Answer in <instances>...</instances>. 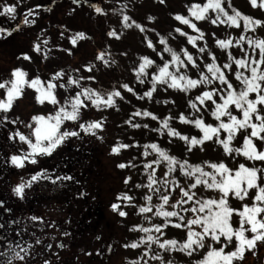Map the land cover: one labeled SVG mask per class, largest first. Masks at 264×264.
I'll return each mask as SVG.
<instances>
[{"label": "snow or ice", "instance_id": "1", "mask_svg": "<svg viewBox=\"0 0 264 264\" xmlns=\"http://www.w3.org/2000/svg\"><path fill=\"white\" fill-rule=\"evenodd\" d=\"M74 2L79 3L80 0H74ZM160 2L163 3L164 0H160ZM223 2L224 0H206L203 4L193 3L186 7H188L190 16L194 17L196 21L207 18L206 13L211 10L216 13L215 18L211 19L213 24L219 22L239 28V21L242 19L245 32L249 29L255 30V25L264 26V22L259 20L253 22L250 17L243 16L238 11H233V14L230 15L223 6ZM250 3L253 7L257 6V0H250ZM90 6L94 7L97 13L103 11L95 5ZM0 7H2L0 15L14 18L15 5L3 4ZM228 7H231L230 0ZM259 7L264 8V0H260ZM148 19L154 18L149 16ZM174 19L200 32L196 23H193L189 16L177 13L174 15ZM130 20L131 17L123 15L122 26L124 28L136 27L140 32H146L142 25L134 20L129 23ZM24 22H29L27 17ZM32 22L34 23V21ZM3 31L4 29H0V32ZM174 33L186 37L188 43L194 47L197 40L202 39L204 35L203 32H200L199 36L194 37L184 32L180 27H176L168 33V36H172ZM107 35L119 39L114 31H109ZM61 38H64V33H61ZM82 38H84L83 32H76L68 37L73 46H76L77 41ZM245 39L246 37L241 35L240 39L236 40V44L241 45V41ZM145 40L147 47L160 57V63L157 64L148 56H142L138 66L133 69L136 72V79L140 83H145V80L151 76L152 90L145 92L144 95L151 97L152 91L158 84L180 89L185 93L196 90L199 94L195 99L189 97L186 101V107L194 109L196 115L189 119L180 113L177 118L183 123L193 124L202 135L199 138L197 136H182L180 132L169 125L171 117L165 118L158 128L150 129L161 135L166 133L169 143H172L175 137L182 139L186 146V155L183 158L171 155L167 150L159 147L156 142L144 145L143 155L145 157L150 156L149 149L156 156L143 165L144 174L148 180L147 185L137 183L135 187L137 189L146 187L151 192V195L145 194L142 197L147 203L138 207L139 213L151 214L145 216V221L151 226L134 225L130 231L138 228L145 233V236L139 238L138 241L125 244L124 247L138 249L141 245H145V251L140 260L132 261L131 264H149L144 257L150 255L153 244L158 245L159 249L165 253L180 251L189 257L203 251L201 258L193 261V264H234L235 261L243 259L246 251L256 249L257 242L264 244V167L258 168L255 164L249 167L245 163L230 167L223 160L201 161L200 164H192L189 162V156L194 146L199 145L203 150L205 142L210 141L221 146L224 153L234 163L238 157L243 156L247 160L259 161L264 164V150H260V145H264V39L255 42L249 39L247 41L249 51H244L241 45V57L237 59L229 52L227 62L222 64L217 63V57L210 50L206 51L208 45L198 49L201 54L198 60L185 48L177 51L167 47V40L163 36L160 37L159 47L147 36H145ZM215 42L221 49L229 48L232 43L231 40L218 38ZM34 50L39 52V45H34ZM62 50L71 53V49ZM22 56L26 60L31 59L26 53ZM209 57H211V61H209ZM94 59L108 64L104 52H100ZM86 67L91 73L94 65L90 63ZM189 73H193L194 78ZM64 75L65 73L61 70L54 73L47 82L42 81L39 76L29 80L27 79L28 74L22 68L16 67L11 70L7 79L0 81V89L5 90L3 95H0V116L3 117L0 119V127L4 126L6 121L12 124L23 123L19 121L18 117L9 121L7 113L13 107V102L24 94L26 87L35 90L34 99L37 103L44 104L47 101L54 106V111L47 116L33 115L31 117V121L26 125L29 129L27 135L19 131L10 134V139L18 136L21 142L28 145V151H22L20 154L10 157L11 163L17 168H23L25 162L36 164L38 156L51 155L69 137L78 136V130H70L68 127L62 129L61 126L65 121L75 122L78 124L79 130L95 135V130L102 127L101 122H82V112L90 110L92 107L110 108L115 106L116 97L123 99L121 91L118 89L114 88L112 91L103 92L91 87H84L81 80L85 78L82 76L69 75L66 82H63ZM95 79L92 75L87 77L89 81H95ZM70 85H76L77 90H74V94L70 93L63 97L61 103L57 99L56 90L60 88L68 91ZM121 88L128 92L133 91L128 84H122ZM250 94H254V98ZM206 114L215 118L213 123L206 122ZM134 115L151 117L153 120L158 119L147 110L136 112ZM222 117L226 119H221ZM33 122L35 123L33 124ZM126 123H131V120ZM75 124L72 126L73 128ZM132 127H141V125L132 124ZM143 127L148 128V125L145 124ZM241 129L247 133L243 136L242 147L231 146L233 138ZM32 137H34V141ZM253 138L257 141L256 143L253 142ZM129 147L131 145L120 144L113 146L111 151L117 153L120 148ZM153 165L160 169H166V171L158 173L157 167H153ZM117 167L121 169L135 168L136 165L129 162L127 165L120 163ZM40 179H49L56 183L73 178L67 175L53 178L48 175L47 170L41 169L31 175L27 183L23 180L18 183L12 191L18 198L23 199L25 189ZM129 180L130 178H126L124 183L127 185ZM209 190L212 191V196L207 195ZM80 195H84V193H80ZM154 198L159 203L153 205L151 202ZM233 198L240 202L238 207H233L230 204ZM117 199H122L128 206H134V198L127 193H121ZM245 201H251V203ZM3 206L4 202L0 200V207ZM111 208L113 211H118L121 217L128 214L120 210L121 206L117 203L111 204ZM5 211L9 210L5 209ZM152 217H162L163 219L160 223H152ZM236 217L239 218L238 226H234L237 224ZM30 219L37 221L41 218L32 216ZM170 225L184 232L182 240L167 238L166 230ZM246 233H251V235H246ZM17 235L22 237L23 234L17 232ZM35 243L40 244V239L37 238ZM22 244L26 246H22ZM29 248L31 245H27L22 239L17 241L14 246L9 243V247L5 251L10 252L11 255L8 260L4 261V264H12L13 261H17L19 264H28L26 257ZM229 248L232 250L228 251ZM150 259L158 261L159 264H165L161 256L151 255ZM43 264H48V261L45 260Z\"/></svg>", "mask_w": 264, "mask_h": 264}, {"label": "rangeland", "instance_id": "2", "mask_svg": "<svg viewBox=\"0 0 264 264\" xmlns=\"http://www.w3.org/2000/svg\"><path fill=\"white\" fill-rule=\"evenodd\" d=\"M34 1V0H31ZM146 2H153L156 3L157 5L165 4L166 6L169 7V11L174 10L172 13V19L174 20V15L177 13H182L185 16H189V18L192 20L193 23H196L197 28L200 30V32H203V38L197 40L196 46L194 47L193 45L189 44L187 41V38L183 36V41L180 43V45L177 43L176 46H180L181 48L187 49V51L194 56L196 59H200L201 54L199 53L198 49L200 47H204L205 45H208V48H206V51L210 50L216 57H217V63H225L227 62V57L228 53L231 52L232 56L235 58H240L241 57V45L243 47V50H246L248 45V40L251 39L253 42L256 40L264 39V26L261 25H255V30L249 29V31L245 32L243 29H239L237 27L232 30L230 37H233V39H230L232 41L231 45L227 49H221L219 45L216 44V39H224L228 40V36L225 34L229 32V29L227 28L230 26L226 24H221L217 22L216 24H213L211 22L212 18H215L216 13L212 12L209 10L208 13H206L205 19L195 21L193 20L194 17H191L189 12H188V7L193 3H198V4H203L206 2V0H164L163 3L160 2V0H140V5ZM227 2L229 0H224L223 6L226 8L229 14H231L229 7L227 6ZM259 2L260 0H257V6L253 7L250 3V0H230L231 4V10L232 11H238L243 16H248L244 12H250L252 13L259 12V17H254L252 21H262L264 22V8L259 7ZM27 5H30V2L27 3ZM168 8L166 7L165 12H167ZM242 11V12H241ZM244 11V12H243ZM246 14V15H244ZM38 15V14H37ZM249 17V16H248ZM251 18V17H250ZM195 19V18H194ZM29 22L34 21L37 23L38 21V16L34 18H28ZM242 22L243 20L240 19ZM239 21V22H240ZM176 22L175 24L180 27L184 28L185 31L194 37L199 36L200 32L195 31L194 29L190 28L187 25L181 24L179 21L174 20ZM122 23L116 21L114 26H121ZM243 27V25H242ZM7 28H10V25L7 26ZM56 28V27H55ZM22 34V33H21ZM159 34V35H158ZM215 34V36H213ZM240 34V35H239ZM241 35L245 36L246 39L241 41V45L236 46V39H240ZM161 34L156 31H152L150 34H148V39H152L154 43H156L160 39ZM36 39L37 45H39V40L38 38H42V35L39 33L37 35H34V32L28 33L26 37H21L19 41H11L10 44L12 45H7L4 47V49L8 47H12L13 49H16L17 51H9L5 50L4 54H1L0 52V81H3L4 79H7L10 75V72L13 68L20 67L22 68L23 71H25L28 76L27 79H32L33 77L39 76L42 81L47 82L50 78L51 75H44L40 74V67L38 65V59L36 53H34V46L33 44V38ZM45 37V36H44ZM179 37V40L181 39V35L177 36ZM130 38L131 42L133 44V49H130L133 53V55L139 54L140 51L142 50H147V42L145 40V34L144 32H140L139 29L136 27L131 28V33H130ZM24 45V46H23ZM21 47V49H19ZM22 52H20V51ZM258 51V50H257ZM23 52H26L27 55L31 57L30 60H23ZM136 52V54H135ZM149 54H154L153 50L148 49L147 51ZM17 54L18 58L17 60H14L12 58V55ZM68 51H63L62 49H57V50H50L49 56L51 57V63L52 64H57L59 65L63 72L65 73L63 77V82H66L67 77L69 75L74 76V77H88L89 75L96 76L98 79L101 78V71L99 69L98 62H96L93 58H87L86 63L83 65L82 62H79V59H72L68 58L67 55H71ZM96 52L94 50H86L82 52L81 55H95ZM4 55V56H3ZM167 56V54H165ZM107 54H105V57ZM20 60V61H19ZM153 60L159 62L160 57H155ZM16 61H19V63H15ZM209 61H211V57H209ZM94 65L92 67L91 73L87 70V65ZM33 64V66L31 65ZM49 66V65H48ZM134 67V64H133ZM136 67V66H135ZM78 70V71H74ZM206 71V69H205ZM133 74V72H131ZM132 74H127V77L125 76V79H128L129 82L132 79L133 75ZM189 75H193V73H189ZM115 75L113 77V81H115ZM81 80L82 85H88L86 83V80L83 81ZM110 81V80H107ZM74 90L76 89V85H70L69 90L65 91L64 89L58 88L56 90L57 92V99L60 100V102H63V97L69 95L70 93L74 94ZM4 89H0L1 95L4 93ZM35 90L27 88L24 91V94L21 97H18L14 102H13V107L10 109L9 113H7L8 120L11 121L13 119H16L17 117L19 118V121H22L23 123H18V124H12L9 122H5L4 128L2 129V134H4V138L2 141V145L5 146V149L12 155L14 154H20L22 151H28V145L27 143L21 142L17 137L10 139L9 136L11 133H15L17 131L27 135L29 132V129L27 128V123L31 121V117L33 115H44L47 116L50 112L54 111V106L52 104H49L47 101H45L44 104H39L35 101ZM199 93L195 90L193 93V97L198 95ZM130 94H127V103L126 105H130V100L128 99V96ZM154 95L156 97L151 98V100H156L157 97L163 98L164 103L158 102L157 105L158 108L166 115V117H171L169 121H177V117L179 116L180 113H183L186 117L189 119L193 118V116L196 115L195 110L189 107H186V101H187V94L182 91V90H174L173 88H168L167 85L166 87L163 86L162 88L157 85V88L154 90ZM254 98V94H250ZM131 97V95L129 96ZM184 103V105H183ZM198 104V102H197ZM199 106V105H198ZM87 115L85 112H82V120L86 118L85 121H93L98 118L101 119V116H96L94 113H90L88 110ZM117 112H114V115ZM0 119H2V116H0ZM221 119H226L222 117ZM109 120L110 123H108V119L104 118L102 120V126H104V130H108V133L104 134L101 133L100 138L96 137V135H92L89 137L87 133H84L82 131V140L81 139H75L73 138V142L77 144H81L89 149V151L92 154V157L95 158V156H98V161L102 164V179L100 180L102 189H103V198H104V203L102 199V211H103V218H102V229L98 230L96 232H93L92 234H89L85 236L84 239H82L80 242L76 240L75 242H69L66 244L61 250H58V253H54L53 256H50L49 254L46 255V257H50V259L54 260L55 264H60L58 262L63 261L64 263H69V264H131L133 261V257L136 256V261L140 260V257L145 251V245H141L140 248L134 249L131 247H124L118 246V242L120 243H125L124 240L122 239L123 235L121 232L126 230L125 236L128 240L132 241H138L139 238L145 236V233L141 232L138 228L135 230L130 231V229L133 228L134 225H141L143 227H150V223L145 221V216L151 215L150 213H144L141 214L137 212L136 206H128L124 203L122 199H117L118 195L121 193H127V195L132 196L134 199V196H141L148 194L151 195V192L145 187L143 189H137L135 185L137 184L135 179L139 176L140 177V183L147 185L148 180L146 174H144V168L142 166H137L135 168L130 167V171L128 170L125 174L117 175L116 171L121 170V168L118 169L117 167L118 164L120 163H125L129 164V162H133L132 164L139 163L140 160L135 159L134 157L128 158L129 154L136 155V156H141L144 159V162L141 163H147L148 162V157H145L143 155L145 148L144 145L147 144V132L141 131V136L134 142H132L130 145L132 146L131 148H122L120 149L117 153H113L111 151L112 144H118L120 145V141L122 137L119 135L116 136L115 133H113V129L115 126H112L113 122H111L112 117L109 115ZM205 120L207 123H213L215 118L212 117L211 115L206 114L205 115ZM174 121L176 125V130L179 132L181 131V127L179 126V123L177 124ZM35 122H33L34 124ZM75 123V122H74ZM192 127L196 128L193 124ZM109 126V127H108ZM75 127L78 128V124H75ZM108 127V129H106ZM197 129V128H196ZM1 130V129H0ZM199 132L200 130L197 129ZM96 131V130H95ZM250 131V130H249ZM1 132V131H0ZM247 134L244 132V130H240L237 132L236 137L233 138L232 142L235 144H238L239 147H242V142H243V136ZM202 135V133H198L196 136L199 138V136ZM34 141V137H32ZM127 145L130 143V140L126 139ZM69 142V140H68ZM253 142L256 143L257 141L255 138H253ZM212 143V142H211ZM72 145V143H70ZM214 144V143H212ZM205 145L208 146V143L205 142ZM134 149L132 152L131 150ZM214 151H218L220 154L223 152V148L221 146L213 147L212 148ZM260 150H264V145H260ZM11 151V152H10ZM149 152L155 156L156 154L152 152L149 149ZM225 157V155H223ZM92 158V159H93ZM40 160L37 159L36 164H31L28 162H25V166L23 168H17V173H19L20 177L24 178L26 175H31L30 172L35 171L38 166L40 165ZM251 161V160H250ZM255 164L256 167H264V164H262L259 161H251L250 165L246 164V166H253ZM153 167H157L153 165ZM136 169V173H132ZM158 173H162V171H166V169H160L157 167ZM0 172H2V169H0ZM126 178H130L129 183L126 185L124 183ZM129 186H130V192H129ZM211 190L207 192L208 196H212L213 193ZM254 194V193H253ZM133 199V200H134ZM93 198L90 200L92 201ZM140 200V199H139ZM138 200V201H139ZM95 201V200H94ZM137 201V202H138ZM174 202V201H173ZM248 203H251V201H245ZM117 203L121 206L120 210H123L127 212V216L121 217L118 214V211H113L111 208V204ZM153 205L159 203L157 199H153L151 202ZM230 203L236 204V207L239 205L235 203L234 199L230 201ZM134 205V204H133ZM234 207V206H233ZM89 208L91 210L94 209V204L89 203ZM155 211V209H153ZM54 210H51V213H53ZM161 218L157 217H152V223H160L162 221ZM174 219V218H173ZM237 224L234 226H238L239 218L236 217ZM155 234V233H153ZM98 235L100 237L98 238ZM246 235H251L249 233H246ZM166 236H173L177 240H182L184 237V232L180 229H176L172 227L171 225L167 228L166 230ZM132 237V239H131ZM125 239V238H124ZM60 240V239H59ZM100 241L103 244V259L104 257H108L107 261H103L101 258L93 263L90 261V257H92L95 254V247L100 244ZM126 243L127 240L125 239ZM52 247L56 249L55 245L57 243V239L53 241ZM130 243V241H129ZM257 250H251V251H246L244 253L243 259L242 260H237L234 262V264H264V244H261L260 242H257ZM206 250V249H205ZM228 251H231L232 248L227 249ZM152 253H150L149 256L144 257L145 260H148L149 264H159L158 261H153L150 259L151 255H157L161 256L165 262V264H168V262L171 263V257L175 258L177 261L175 262L178 264L181 262L182 264H193V261L200 259L201 256L203 255V251L199 254L193 255L192 257H189L186 253L180 252V251H172L165 253L161 249H159L158 245L153 244L152 245ZM169 255V256H168ZM97 257V256H96ZM125 257L124 260L122 258ZM102 262V263H101Z\"/></svg>", "mask_w": 264, "mask_h": 264}, {"label": "trees", "instance_id": "3", "mask_svg": "<svg viewBox=\"0 0 264 264\" xmlns=\"http://www.w3.org/2000/svg\"><path fill=\"white\" fill-rule=\"evenodd\" d=\"M40 5L41 9H48V11L44 10L45 12H50L52 14V20L55 21V27L60 28L59 30H55L53 32V47L57 48H63V49H71L72 51L79 52L81 50H94L99 52H104L107 54L106 60L108 61V64H105L104 69H102L101 72H106L104 75L107 76V80L111 78V76L115 75V84L112 85V81H96L91 88L101 90L103 92L112 91L114 88L121 91L122 96L124 95L125 89L121 88V85L125 81V76L127 77V74L131 73V69H134L133 64V57L128 53V51L131 48V39L128 34V31L123 26L116 29L112 22V20H109L110 14L117 15V12H122L123 15H127L131 17V20L129 23H131L132 20L136 21L138 24L142 25L146 32H144L145 35L150 34L153 29L154 31L157 30L161 34V36L165 37L167 40V47L172 48L173 50H176V44L180 43L182 41V37L179 40L180 36L179 33H174L172 36H168V33L172 31L174 28L178 27L172 19V13L174 10L169 11V7L165 4H161L160 6L153 2H146L140 5V0H80L79 3L74 2V0H41ZM90 5H95L97 7H100L103 11L101 13H97L95 11L94 7H91ZM166 7L168 8L167 12H165ZM244 12V11H243ZM62 13V17H59V14ZM246 13L251 19L254 17H259V12L255 10V12L252 11V13L244 12ZM182 14V13H180ZM244 14V15H246ZM183 15V14H182ZM243 15V14H242ZM151 16L154 19L149 20L148 17ZM193 20H195L193 18ZM254 20V19H253ZM196 21V20H195ZM52 22V23H53ZM48 25L44 24V27L46 28ZM49 27V26H48ZM69 30H66L68 29ZM184 32L185 29L181 28ZM109 31H114L117 33L116 37H110L107 35ZM76 32H83L84 38L77 41V45L73 46L68 39L69 36L73 35ZM232 28H229V32L225 35L228 36V40L233 39V37L236 35H232ZM61 33H64V38H61ZM187 33V32H186ZM233 37H230V36ZM240 35V34H239ZM160 36V37H161ZM160 40V39H159ZM159 40L154 43V41L151 39V41L159 47ZM237 40V39H236ZM238 46V45H236ZM46 47V46H45ZM249 50V49H246ZM118 51L121 54H118V57H115V52ZM126 51V52H125ZM245 51V49H244ZM72 52L71 58H78V59H85V58H94L93 55H81L77 53ZM125 52V53H124ZM112 59L117 60V62H114ZM99 63H102L101 61ZM118 63V65L114 68H111L112 65H115ZM130 66V68H129ZM56 73V72H54ZM133 74L135 79L131 82V86L135 84V89L138 92H142V89L140 88L141 83L136 79V72L133 70ZM150 77V76H149ZM149 77L146 79L148 80ZM96 80V79H95ZM122 90L124 92H122ZM130 105H126V100L123 96V99L116 97L115 98V106L110 108H101L97 109L95 107H92L89 112H94L95 110H100L103 115L110 114L117 112L115 115H112V118L114 119L112 122V126H115L113 129V133L119 135L122 137L120 144H127L126 139L130 140V145L132 142L136 141L141 136V131L147 132V142L152 143L156 142L159 147L167 150L171 155H174L178 158H183L185 153V143L182 139L179 137L173 138V142L169 143V138L167 134L161 135L160 133L151 131L150 129L158 128L161 124L160 121H152L147 120L146 117L143 115L136 116L134 113L136 112H142L144 110H147L152 113L149 105L141 100H135L130 101ZM184 104V103H183ZM190 108V107H189ZM118 109V111H116ZM131 120V123H126V121ZM132 124H139L141 127H132ZM147 124L148 128L143 127V125ZM169 125L174 128V121L170 122ZM182 129L179 131L182 136H196L198 133H200L196 128L192 127V125L183 123V126H180ZM108 129V128H106ZM175 129V128H174ZM104 131L102 130V133ZM108 133V132H105ZM224 135H227L224 133ZM208 143V146L205 144L203 145V150H201V146L197 145L193 147L192 152L189 156V162L192 164H200L201 161H210V162H216L223 160L226 164H228L230 167H235L239 163H245L250 165V160H247L245 157L240 156L237 158L235 163L228 158L227 154L224 153V151L220 154L218 151H214L212 148L217 147L218 145L212 144L210 141L206 142ZM231 146L233 147H239L238 144H235L231 142ZM132 147V146H131ZM130 147V148H131ZM219 147V146H218ZM134 149L131 150V152ZM225 155V157H223ZM232 155H235V153H232ZM130 156V155H129ZM128 156V157H129ZM138 160H140L139 163H137V166L144 165L141 162H144L143 157L136 156ZM148 157V161H149ZM127 172L126 170L116 171L117 175L125 174ZM136 200L134 202V206H136V211H138L139 206L145 205L147 202L144 199H140L138 202ZM232 206L236 207V204L230 203ZM155 209V208H153ZM236 219V218H235ZM136 258V256H135ZM133 259V258H132ZM136 261V260H134Z\"/></svg>", "mask_w": 264, "mask_h": 264}, {"label": "flooded vegetation", "instance_id": "4", "mask_svg": "<svg viewBox=\"0 0 264 264\" xmlns=\"http://www.w3.org/2000/svg\"><path fill=\"white\" fill-rule=\"evenodd\" d=\"M16 4L20 5V3ZM1 143L2 142L0 140V169H2V172H0V200L4 202V206L0 207V230L3 233L0 240V264H4V261H6L5 250L9 246V243L14 246V244L18 241L19 236L17 235V223L21 219V203L9 187L10 179H7L6 175L7 171H10L11 163L6 159V153ZM73 163L78 164V161H73L70 159L69 155H65L61 161L62 167L59 166V164L52 165V163H43L40 166V169L47 170L48 175L54 178L56 176H61L62 169H64L65 166L68 165L69 168H72ZM79 173L80 171H75L74 176L72 175V181L68 184L64 183L63 180L53 183L49 179H40L33 182L31 185L32 194L29 196V199L35 202L34 198L57 196L62 198V200H64V204L68 206L70 203L69 197L73 195V197L76 198L77 195L81 193L82 182L76 178ZM65 174H67V176H71V173H68L66 170ZM5 209H8L9 211H5ZM29 210L32 211V206ZM69 212L70 210L67 214H69ZM85 220L86 214L81 215L78 224L74 225L73 228L84 232L85 228L91 226V221L85 222ZM70 232V230L67 232L69 236ZM49 245L51 244L47 243L45 245L46 249L51 248L48 247ZM40 264H43V262ZM48 264H51L50 261H48Z\"/></svg>", "mask_w": 264, "mask_h": 264}]
</instances>
